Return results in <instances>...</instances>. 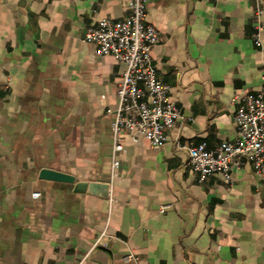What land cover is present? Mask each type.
Listing matches in <instances>:
<instances>
[{"label":"crops","instance_id":"crops-1","mask_svg":"<svg viewBox=\"0 0 264 264\" xmlns=\"http://www.w3.org/2000/svg\"><path fill=\"white\" fill-rule=\"evenodd\" d=\"M255 9L256 0H148L161 36L153 63L183 118L158 147L124 132L111 179L107 109L125 64L84 31L126 16V0H0V264H264V176L246 163L232 183L219 172L199 182L183 147L234 140L231 99L264 85ZM44 168L109 181L110 195L46 179ZM130 250L138 261L125 259Z\"/></svg>","mask_w":264,"mask_h":264},{"label":"built area","instance_id":"built-area-1","mask_svg":"<svg viewBox=\"0 0 264 264\" xmlns=\"http://www.w3.org/2000/svg\"><path fill=\"white\" fill-rule=\"evenodd\" d=\"M263 0H256L254 11V41L262 45L261 15ZM129 12L118 19L102 16L86 26L84 39L93 42L101 54H111L125 64L121 81L116 88L117 104L108 108L112 115L113 135L111 179L119 174V153L123 151L122 134L129 132L134 141L145 137L153 146H160L168 131L183 118L180 107L170 95V85L161 81L153 63L152 49L161 40L155 25L147 21L148 0H126ZM234 116L237 135L232 141H224L209 147L206 141L190 142L183 147L189 155V163L199 182L219 172L227 182H233V171L249 163L254 171L264 176V85L260 90L235 95ZM40 192L34 194L38 197ZM169 204L160 206L163 212ZM106 232L98 243H105ZM126 260H139L129 251Z\"/></svg>","mask_w":264,"mask_h":264},{"label":"water","instance_id":"water-1","mask_svg":"<svg viewBox=\"0 0 264 264\" xmlns=\"http://www.w3.org/2000/svg\"><path fill=\"white\" fill-rule=\"evenodd\" d=\"M41 175L46 179L72 182L75 184L76 191L89 192L101 197H109L110 195L109 181L77 180L75 176L67 172H62L50 168H44L41 172Z\"/></svg>","mask_w":264,"mask_h":264}]
</instances>
